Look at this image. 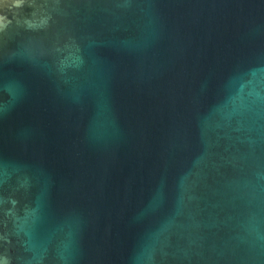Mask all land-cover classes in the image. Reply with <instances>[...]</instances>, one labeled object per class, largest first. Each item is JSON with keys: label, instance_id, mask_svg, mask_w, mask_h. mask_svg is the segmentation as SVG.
Instances as JSON below:
<instances>
[{"label": "water", "instance_id": "95a60500", "mask_svg": "<svg viewBox=\"0 0 264 264\" xmlns=\"http://www.w3.org/2000/svg\"><path fill=\"white\" fill-rule=\"evenodd\" d=\"M0 264H264V0H0Z\"/></svg>", "mask_w": 264, "mask_h": 264}, {"label": "clouds", "instance_id": "9594fccd", "mask_svg": "<svg viewBox=\"0 0 264 264\" xmlns=\"http://www.w3.org/2000/svg\"><path fill=\"white\" fill-rule=\"evenodd\" d=\"M15 6L19 7V4H16Z\"/></svg>", "mask_w": 264, "mask_h": 264}]
</instances>
